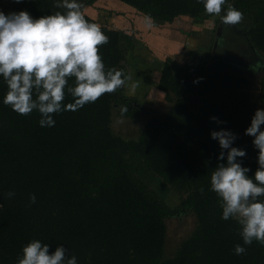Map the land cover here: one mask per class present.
<instances>
[{
    "label": "trees",
    "instance_id": "trees-1",
    "mask_svg": "<svg viewBox=\"0 0 264 264\" xmlns=\"http://www.w3.org/2000/svg\"><path fill=\"white\" fill-rule=\"evenodd\" d=\"M121 1L156 23L183 15L200 20L206 13L202 0ZM57 2L14 0L13 11L26 9L38 18L64 11ZM228 5L250 19L244 38L264 56V0H227L222 14ZM100 26L109 37L99 46L106 69L125 73L121 31ZM167 65L163 79L175 96L171 110L145 107L127 96L124 84L78 110L55 114L52 127L39 124L37 110L21 115L5 105L7 85L0 77V264H17L33 239L51 245L50 251L63 244L78 264H264V244L258 241L235 253V245L243 244L241 225L222 219V201L210 186L212 172L226 162V155L218 159L222 149L211 137L221 128L236 134L233 146L246 150L238 160L254 176L259 149L245 129L256 109L264 108V79L255 103L254 81L225 56L189 50L181 64L170 59ZM71 102L66 94L64 103ZM115 104L125 116H147L138 138L113 133ZM139 163L180 194L179 204L171 206L142 180ZM189 212L197 217L196 228L174 256L165 257L166 219Z\"/></svg>",
    "mask_w": 264,
    "mask_h": 264
},
{
    "label": "clouds",
    "instance_id": "clouds-1",
    "mask_svg": "<svg viewBox=\"0 0 264 264\" xmlns=\"http://www.w3.org/2000/svg\"><path fill=\"white\" fill-rule=\"evenodd\" d=\"M202 3L206 13L220 15L227 0ZM57 7L64 11L38 18L26 9L0 10V77L7 85L3 103L21 115L37 110L42 127L54 126L55 114L93 103L130 78L122 69H106L99 46L108 43L109 37L98 23L85 18L79 0H58ZM243 15L242 10L228 5L221 20L237 25ZM66 94L73 102L64 103ZM211 119L220 123L216 116ZM245 134L254 137L253 144L259 149L254 176L248 175L250 168L238 160L246 150L233 146L236 134L227 128L211 132L222 149L218 159L223 161L226 155V162L212 172L210 186L222 201V219L234 218L241 225L243 244L235 245L237 255L246 251L243 245L254 240L264 244V108L256 109ZM30 199L34 203L35 194ZM50 248L33 239L23 246L17 264H78L75 255L66 256L63 244Z\"/></svg>",
    "mask_w": 264,
    "mask_h": 264
},
{
    "label": "rangeland",
    "instance_id": "rangeland-1",
    "mask_svg": "<svg viewBox=\"0 0 264 264\" xmlns=\"http://www.w3.org/2000/svg\"><path fill=\"white\" fill-rule=\"evenodd\" d=\"M14 0H0V10L5 13L13 11ZM84 13L91 16L99 25L121 31L120 44L125 52V73L130 78L125 83L127 96L140 101L145 107H151L157 112H167L175 105V96L165 89L168 73L167 63L170 57L162 60L161 50L153 48L154 44L163 46L167 54H171L172 46L166 48L167 40L178 36L176 44L185 51H181L180 59L189 50H210L225 56L230 61L239 64L246 75L254 81L255 88L251 90V98L256 103L260 97V89L264 79V56L254 53L244 38L245 30L250 26V19L243 15L237 25L222 23L220 15L205 13L200 20L183 15L173 22L156 23L151 18L139 12L133 6L121 0H79ZM161 44V45H160ZM152 47V48H151ZM146 52L149 57H146ZM163 50V49H162ZM153 51H157L158 62L155 61ZM174 60V59H173ZM181 64L182 60H175ZM163 62V63H161ZM164 75H161V74ZM147 121V116L128 117L120 113V106L114 105L111 114V129L114 134L125 139L138 138ZM138 174L161 197L167 199L171 206L180 202V194L174 191L161 178L153 177L138 164ZM167 236L165 241V257L174 256L181 243L188 238L197 226L195 214L179 213L166 219Z\"/></svg>",
    "mask_w": 264,
    "mask_h": 264
},
{
    "label": "crops",
    "instance_id": "crops-1",
    "mask_svg": "<svg viewBox=\"0 0 264 264\" xmlns=\"http://www.w3.org/2000/svg\"><path fill=\"white\" fill-rule=\"evenodd\" d=\"M175 21V20H174ZM173 22V21H172ZM178 38V36L176 35V33H175V37H173V38H170L169 40H167V42H169L168 44L166 43V48L169 46V45H171L172 46V48H171V54L170 53H168L167 54V52H166V49H165V47H163L161 44V46H158L159 45V41H157V44H154L152 47L153 48H156V46H157V48L158 49H160L161 50V53H162V60H164L165 61V59H166V57L168 58V57H170L171 59H174V60H182L181 62H183L184 61V59H185V57H183V58H179L181 55H179L180 54V52L182 51H185V47H182V48H180L177 44H176V39ZM151 47V48H152ZM163 49V50H162ZM177 50H181V51H177ZM141 51V53H146V52H142V50H140ZM157 51L155 52V51H153V55H154V58H155V61L156 62H158V56H157ZM149 54H151V52H149V53H146V59H147V57H149ZM182 56H183V53H182ZM181 56V57H182ZM149 59V58H148ZM147 59V60H148ZM161 63H163V62H161ZM161 74V73H160ZM161 75H163V74H161Z\"/></svg>",
    "mask_w": 264,
    "mask_h": 264
},
{
    "label": "water",
    "instance_id": "water-1",
    "mask_svg": "<svg viewBox=\"0 0 264 264\" xmlns=\"http://www.w3.org/2000/svg\"><path fill=\"white\" fill-rule=\"evenodd\" d=\"M137 104V103H136Z\"/></svg>",
    "mask_w": 264,
    "mask_h": 264
}]
</instances>
